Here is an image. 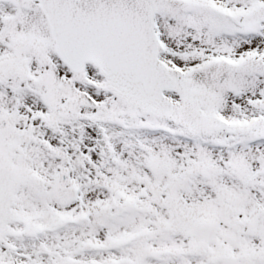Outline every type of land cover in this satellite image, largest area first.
Masks as SVG:
<instances>
[{
  "label": "snow or ice",
  "instance_id": "snow-or-ice-1",
  "mask_svg": "<svg viewBox=\"0 0 264 264\" xmlns=\"http://www.w3.org/2000/svg\"><path fill=\"white\" fill-rule=\"evenodd\" d=\"M0 264H264V0H0Z\"/></svg>",
  "mask_w": 264,
  "mask_h": 264
}]
</instances>
